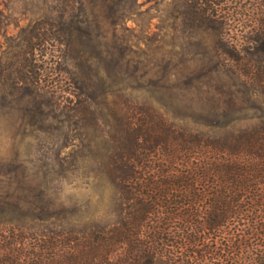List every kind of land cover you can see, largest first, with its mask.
<instances>
[{
    "label": "trees",
    "instance_id": "trees-1",
    "mask_svg": "<svg viewBox=\"0 0 264 264\" xmlns=\"http://www.w3.org/2000/svg\"><path fill=\"white\" fill-rule=\"evenodd\" d=\"M102 1L116 13L123 0ZM89 3L50 0L65 47L90 35ZM251 42L258 52L250 56L230 40L217 42L216 54L178 45L169 61L189 69L171 70L168 79L183 80L185 97L197 99L167 102L164 112L128 113L119 104L112 124L100 112L114 133L104 132L99 163L55 170L59 183L70 174L85 178L89 191L77 196L75 183L69 202L58 192L38 206L37 219L51 228L36 239L32 264H264V37ZM76 81L72 112L82 118L107 92ZM36 89L61 98L57 88ZM2 203L0 264H28L24 240L9 228L10 206L24 204Z\"/></svg>",
    "mask_w": 264,
    "mask_h": 264
},
{
    "label": "rangeland",
    "instance_id": "rangeland-1",
    "mask_svg": "<svg viewBox=\"0 0 264 264\" xmlns=\"http://www.w3.org/2000/svg\"><path fill=\"white\" fill-rule=\"evenodd\" d=\"M123 1L114 13L102 0H92L87 5L90 35L65 47L68 39L50 0H0V205L24 204L10 206L14 224L9 228L24 240L20 249L31 257L28 264L35 262L39 234H49L51 228L37 219L43 200L61 192L69 202L75 183L80 186L77 196L89 191L85 178L65 174L59 183L55 170L99 163L108 146L104 132L114 133L101 123L100 112L109 114L106 120L112 124L119 104L128 113L164 112L167 102L178 106L197 99L185 97L183 80L168 79L171 70L189 69L187 63L169 61L180 44L188 54H216L223 50L217 42L230 40L240 55L250 56L258 52L251 40L264 37V0ZM78 77L98 93L107 92L97 97L98 111L91 107L82 118L72 112ZM38 86L60 90L59 102L37 91ZM90 152L95 158H88Z\"/></svg>",
    "mask_w": 264,
    "mask_h": 264
}]
</instances>
